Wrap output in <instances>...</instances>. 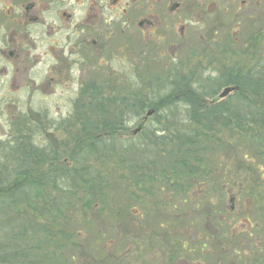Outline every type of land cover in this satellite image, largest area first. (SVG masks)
<instances>
[{
	"label": "rangeland",
	"instance_id": "rangeland-1",
	"mask_svg": "<svg viewBox=\"0 0 264 264\" xmlns=\"http://www.w3.org/2000/svg\"><path fill=\"white\" fill-rule=\"evenodd\" d=\"M218 12L221 26L208 22L205 30H187L182 38L179 31L160 30L156 52L152 45L157 43L147 33L142 52L137 50L143 41L133 37L136 52L129 51L127 59H95V66L85 72L81 66L68 93L58 86L55 94L0 96L2 180L14 178L19 175L16 168L24 167L9 148L19 142L15 137L27 140L30 175L45 174L41 154L57 152L59 161L68 157L64 162L70 163L71 176L70 181L54 178L51 185L39 188L36 199L30 186L18 188L6 205H0V264H264V30L261 39L257 36L264 27V0H208L207 19L213 20ZM98 69L111 71L102 97L116 100L104 105L122 109L127 129L116 138L98 129L102 140L93 153L74 154L83 137L81 127H51L50 121L65 117L62 105L76 98L78 80L98 85L99 78H86ZM232 71L248 74L253 84L259 81L263 86L260 93L248 91L246 103L236 102L235 93L222 100L225 105L231 102L245 121L218 118L206 129L188 121L189 106L179 102L170 110L165 107L168 119L162 116L157 125L147 120L154 111L147 116L143 127L162 126V135L156 134L160 138L152 130H137L146 110L136 117L126 108L129 101L136 100L139 107L152 96L162 98L178 80H187L206 95L208 104ZM27 84L32 90L31 78ZM212 91L217 93L207 94ZM22 118L27 122L17 127ZM201 129L206 135L194 146L183 142ZM187 147L191 154L185 152ZM217 226L219 233L224 230L227 238L233 233L242 243L235 250L221 244L223 255L210 253L216 242L208 236L204 254L199 248L202 238L213 235ZM190 249L193 252L186 253Z\"/></svg>",
	"mask_w": 264,
	"mask_h": 264
},
{
	"label": "flooded vegetation",
	"instance_id": "flooded-vegetation-1",
	"mask_svg": "<svg viewBox=\"0 0 264 264\" xmlns=\"http://www.w3.org/2000/svg\"><path fill=\"white\" fill-rule=\"evenodd\" d=\"M207 1L0 0V96L12 99L13 96H27V93L55 94L58 86L68 93L70 84H74L77 74L81 72V66L85 72L86 68L95 66V59H127L129 51L136 52L132 44L133 37L143 41L144 44H141L140 49L137 50L142 52V49L147 47L145 44L148 43L144 38L146 33L152 37L153 42L157 43L160 30L179 31V37L182 38L187 30H205L208 22L209 25L214 23L215 27L221 26L223 23L220 12L213 20L207 19ZM190 19H193L192 22ZM263 30L264 27L257 33L260 39ZM158 44L152 45L154 52L158 49ZM129 47L133 48L129 50ZM146 59L151 57L148 56ZM98 70V72L88 71L89 76L86 78L89 80L99 78L97 81L99 83L111 76V71L107 69ZM36 74H39L38 81L34 79ZM30 78L33 84L32 90L27 84V79ZM86 84L85 79L81 82L78 80L76 98L70 104L62 105L67 114L61 119L51 120V127L74 129L82 127L83 124L96 123L94 112L95 108L99 107L78 102ZM9 104L13 106L12 103ZM57 109L58 112L61 111V107ZM86 117L91 118V121H84L83 118ZM26 122L25 118L19 119L16 122L17 127ZM143 126L142 118L137 126L138 131L142 132ZM15 138L19 139V142L15 147L11 145L9 148L15 151L16 159L24 166L21 170L17 167L16 171L27 174V140L24 141V137ZM46 157H59V154L57 152H52L51 155L41 154L40 159ZM67 158L65 157L64 161ZM57 165L59 168L51 169V172L56 174L62 172L61 165ZM245 219L248 221L247 218ZM219 222L221 225L222 221ZM218 228V226L215 228L213 235L208 234L202 238L199 248L203 253L204 247L207 246L206 241L211 238L208 236L214 237L216 242L210 253L223 255L226 249H223L221 244H230L235 250V246L242 243L239 238H235V234L231 233L227 238L228 234L224 233V230L219 233ZM217 236L220 238H216ZM192 252L191 249L186 250V253ZM25 255L27 256V249ZM182 260L189 261L185 258Z\"/></svg>",
	"mask_w": 264,
	"mask_h": 264
},
{
	"label": "trees",
	"instance_id": "trees-1",
	"mask_svg": "<svg viewBox=\"0 0 264 264\" xmlns=\"http://www.w3.org/2000/svg\"><path fill=\"white\" fill-rule=\"evenodd\" d=\"M104 82H106L105 79L97 83L99 86L96 85L94 81L91 84L87 83L78 99L79 103L88 104V105L95 104L99 108H95V112H94L96 123L90 125H84V124L82 125L80 133H82L83 137H80V139H78V141L76 142L73 150L75 152L72 151V153L74 154L80 150L89 151L90 154L93 153L97 142L99 140H102L100 138V135L102 134L97 132L98 129L100 131L104 130V132L102 133L110 135L111 138H116L118 132H121L122 134V131H125L127 129L126 125H124V121L126 120L125 118L127 115L124 114L122 109L116 107L115 110H110L109 108H106V106L104 105V103L107 104L110 102H114L116 100L115 97H110V98L107 97V99H104L102 97L103 95L102 90L105 92ZM223 83L225 87L226 86L239 87V91L238 93L234 94V97H235V101L240 102L241 104L248 102L247 100L243 99L245 98L246 95H248V91H252L256 89L258 91L256 93H260L262 91H259V89L263 88L262 84L259 81H256V83L253 84V82H251L250 75L240 74L239 71L238 72L232 71L231 73H228L227 79L226 81H223ZM174 84H175L173 88L174 90L172 89L169 94H166L162 98L159 97L155 100L154 99L155 96H152L150 97L151 99H148V101H144L143 103H141V106L139 107H136V105H138L137 104L138 102L136 100L129 101L127 102L128 104L126 108L132 112L133 116L136 117L141 116V114H143L145 110H146L145 112L151 109L154 110V113L151 115L152 117H149L147 120H149L150 118L153 119L156 125H157L156 121L160 122V120L163 118L162 116L165 115L164 118L168 119L166 118V116H168V112L166 111V108L167 110H170V107H172L174 104H178L179 102L189 106V109L186 110V115H185L186 119L188 121L200 123L203 126V128L206 129L210 128L211 126L210 123L218 118L220 120H227V121L234 119L245 121V119H243L242 116L238 115L237 113L238 109L236 110L232 107L231 102H227L225 105L224 102L221 100L216 103L209 102L208 105L205 100L206 95H204L203 93H199L195 91L193 88H191L187 80L183 83L180 80H178ZM211 93H213L214 96L217 93V91H212L207 94H211ZM119 94H121V92H119ZM121 100L123 99L121 98ZM220 109H222L223 111H221ZM107 113L110 114L108 118L106 117ZM226 113H228V115L229 113H232V117L231 116L226 117L225 116ZM97 114H100V116L104 114V117H97L96 116ZM83 120L89 122L91 121V118L86 117L83 118ZM161 127L162 126H159L157 128L158 130L153 129V127L148 129L143 127L144 129H142L143 130L142 132L152 130L151 131L152 135L161 138L163 137L161 136L162 135L161 133L164 132V130ZM204 131H205L204 129H201V131L196 130L193 136L185 137V139H183V142L185 140L188 146L189 145L194 146V142H196L195 140L205 137L206 133H204ZM157 133H160L161 135L157 136L156 135ZM28 141L30 143V140ZM27 151H29L30 153L29 148H27ZM185 152L191 154L190 149L188 147ZM37 155L39 156V154ZM39 162H44L47 164V168L46 169L44 168L45 170L44 172H46L45 174L30 175L33 174L31 173L32 170L27 168L28 169L27 174L19 173V175H15L14 178L7 177L6 180H2V177L0 176L1 206L7 204V199L11 200V198L15 195L18 188H19L18 191H20L22 187L23 189L27 190L26 186H30L31 190L34 192L32 198L36 199L39 196V193L41 192L39 188H44V186L51 185L54 182V178L70 181L71 178V176H69L70 171L67 170L69 169V167L64 161H59V157H53V158L46 157L40 159ZM186 162H187V158L183 159L181 161L182 164L180 166L184 168V165L187 164ZM57 164L61 165L62 172L67 171V175H60L59 177L50 175V174H56L51 172V169L54 168L58 169ZM182 175L183 174L181 173L180 176L182 177ZM76 176L79 177L83 175L76 174ZM72 179H74V176H72ZM84 206L85 207L89 206L87 201ZM5 213L7 212L5 211Z\"/></svg>",
	"mask_w": 264,
	"mask_h": 264
},
{
	"label": "water",
	"instance_id": "water-1",
	"mask_svg": "<svg viewBox=\"0 0 264 264\" xmlns=\"http://www.w3.org/2000/svg\"><path fill=\"white\" fill-rule=\"evenodd\" d=\"M237 89V87H225L224 89H222V91L212 100V102H216L224 97H226L228 94H230L231 92L235 91ZM153 113V110H150L146 113V116L144 117L147 118V116L151 115ZM137 130H139V128H137ZM134 133H136V131H134Z\"/></svg>",
	"mask_w": 264,
	"mask_h": 264
}]
</instances>
